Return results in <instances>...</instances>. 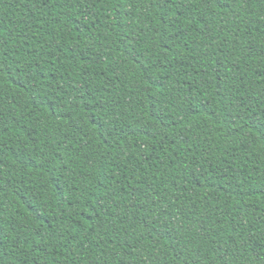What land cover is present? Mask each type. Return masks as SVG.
I'll list each match as a JSON object with an SVG mask.
<instances>
[{
  "label": "trees",
  "instance_id": "1",
  "mask_svg": "<svg viewBox=\"0 0 264 264\" xmlns=\"http://www.w3.org/2000/svg\"><path fill=\"white\" fill-rule=\"evenodd\" d=\"M0 264H264V0H0Z\"/></svg>",
  "mask_w": 264,
  "mask_h": 264
}]
</instances>
